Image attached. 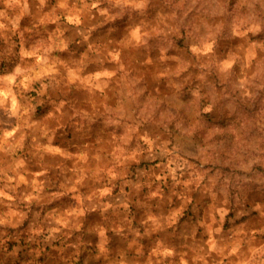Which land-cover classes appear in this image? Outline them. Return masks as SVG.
Here are the masks:
<instances>
[{
	"label": "clouds",
	"instance_id": "1",
	"mask_svg": "<svg viewBox=\"0 0 264 264\" xmlns=\"http://www.w3.org/2000/svg\"><path fill=\"white\" fill-rule=\"evenodd\" d=\"M0 264H264V0H0Z\"/></svg>",
	"mask_w": 264,
	"mask_h": 264
}]
</instances>
